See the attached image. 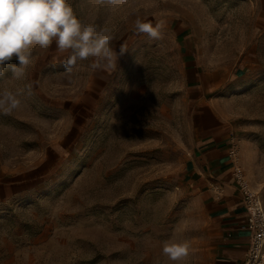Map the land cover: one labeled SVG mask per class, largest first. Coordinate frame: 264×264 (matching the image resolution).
Returning a JSON list of instances; mask_svg holds the SVG:
<instances>
[{"label":"rangeland","instance_id":"rangeland-1","mask_svg":"<svg viewBox=\"0 0 264 264\" xmlns=\"http://www.w3.org/2000/svg\"><path fill=\"white\" fill-rule=\"evenodd\" d=\"M84 25L112 37V69L55 44L35 48L26 76L0 91V264H213L214 226L184 173L196 118L213 109L236 168L264 206V0H71ZM162 23L161 38L137 20Z\"/></svg>","mask_w":264,"mask_h":264},{"label":"clouds","instance_id":"clouds-1","mask_svg":"<svg viewBox=\"0 0 264 264\" xmlns=\"http://www.w3.org/2000/svg\"><path fill=\"white\" fill-rule=\"evenodd\" d=\"M118 5L122 0H106ZM138 33L146 34L152 40L161 38L162 23L155 26L150 22L137 20ZM112 37L98 33L92 25H84L74 13L71 0H0V77L4 76L5 65L13 57L18 65H11L12 76L22 79L32 62L35 48L48 49L53 44L60 54L67 53L63 66L71 73L78 60L95 58L92 67L99 68L102 62L114 69L120 56L110 46ZM20 92L0 91V111L11 114L22 106ZM188 241L169 239L163 242L162 253L174 264H182L191 254Z\"/></svg>","mask_w":264,"mask_h":264},{"label":"crops","instance_id":"crops-1","mask_svg":"<svg viewBox=\"0 0 264 264\" xmlns=\"http://www.w3.org/2000/svg\"><path fill=\"white\" fill-rule=\"evenodd\" d=\"M199 115L185 182L202 200L214 226L213 264H242L250 232L234 175L231 134L213 109L207 107Z\"/></svg>","mask_w":264,"mask_h":264},{"label":"built area","instance_id":"built-area-1","mask_svg":"<svg viewBox=\"0 0 264 264\" xmlns=\"http://www.w3.org/2000/svg\"><path fill=\"white\" fill-rule=\"evenodd\" d=\"M232 154L235 155L233 149ZM235 179L242 194V202L246 208L247 227L250 232L249 244L242 264H264V206L253 194L242 173L235 169Z\"/></svg>","mask_w":264,"mask_h":264}]
</instances>
